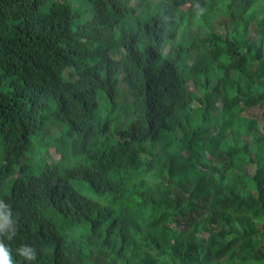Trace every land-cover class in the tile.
I'll use <instances>...</instances> for the list:
<instances>
[{
	"label": "trees",
	"instance_id": "1",
	"mask_svg": "<svg viewBox=\"0 0 264 264\" xmlns=\"http://www.w3.org/2000/svg\"><path fill=\"white\" fill-rule=\"evenodd\" d=\"M86 1L0 0V245L264 264V0Z\"/></svg>",
	"mask_w": 264,
	"mask_h": 264
},
{
	"label": "rangeland",
	"instance_id": "2",
	"mask_svg": "<svg viewBox=\"0 0 264 264\" xmlns=\"http://www.w3.org/2000/svg\"><path fill=\"white\" fill-rule=\"evenodd\" d=\"M82 1L84 2V9H85V6L86 7L88 6V2L86 0H75V2H74L75 3V7H77V2L81 3ZM82 17H83V20H82L83 22H86V21H88L90 19L89 16L87 14H85V13L83 14ZM54 109H55L54 104H51L50 110L43 113L44 116H45V121L46 122L50 121V119H48L47 117L49 115H52ZM249 114H253L254 116H257L259 118L260 125L263 124V121H264V108L263 107L262 108L261 107L255 108V109L251 110L249 112ZM35 143L37 145V140H35ZM37 150H39L38 147H37ZM37 150L36 151L33 150L31 156H33L37 160H40V158L46 153H45V150H41L40 153H37ZM50 150H52V149H50ZM1 156H2V147L0 146V162H1ZM51 159H53V160L57 159V154L56 153L54 154L53 151H51ZM79 160H80V157H75V158H73L72 162H76V161L78 162ZM42 162L44 163L45 160H42ZM129 183L130 184H128V185H129V187L132 190H140L141 189L138 186L137 182L130 181ZM73 187L76 190H91L90 186L87 183H85V182L81 183V182L76 181V182L73 183ZM83 193L85 195L89 196V193L87 191H83Z\"/></svg>",
	"mask_w": 264,
	"mask_h": 264
},
{
	"label": "clouds",
	"instance_id": "3",
	"mask_svg": "<svg viewBox=\"0 0 264 264\" xmlns=\"http://www.w3.org/2000/svg\"><path fill=\"white\" fill-rule=\"evenodd\" d=\"M0 231H2V226H0ZM0 264H13L10 253L3 245H0Z\"/></svg>",
	"mask_w": 264,
	"mask_h": 264
}]
</instances>
